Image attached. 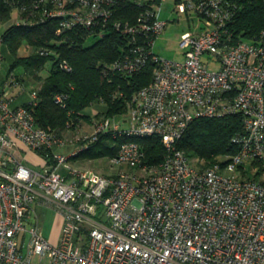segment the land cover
I'll use <instances>...</instances> for the list:
<instances>
[{"label":"built area","instance_id":"obj_1","mask_svg":"<svg viewBox=\"0 0 264 264\" xmlns=\"http://www.w3.org/2000/svg\"><path fill=\"white\" fill-rule=\"evenodd\" d=\"M175 10L192 12L200 24L180 36L181 61L158 57L149 40L110 65L130 74L147 57L153 62L151 81L132 96L125 122L104 116L89 134L70 122L59 133L47 131L32 113L37 87L20 106L0 91V264H264V182L239 176L245 164H264V31L235 42L229 0H187ZM13 11L12 25L58 19L56 35L99 27L101 34L112 24L156 38L167 24L151 7L135 25L112 22L108 0H33ZM3 60L0 36V66ZM58 68L71 71L66 61ZM19 85L12 73L4 81ZM54 103L64 107V97L55 95ZM232 114L242 120L235 154L201 167L176 148L193 120ZM104 134L158 137L165 156L150 166L141 146L128 141L108 158L110 174L70 164ZM19 143L40 157L37 169L25 163ZM37 197L62 216L55 244L38 220L27 226Z\"/></svg>","mask_w":264,"mask_h":264},{"label":"trees","instance_id":"obj_2","mask_svg":"<svg viewBox=\"0 0 264 264\" xmlns=\"http://www.w3.org/2000/svg\"><path fill=\"white\" fill-rule=\"evenodd\" d=\"M108 1L112 11L110 20L122 25H135L140 14L150 8L135 0ZM31 2L33 0H0V22L8 20L15 6H29ZM229 7L232 17L228 27L235 42L251 41L264 31V0H229ZM57 26L58 19L50 18L32 25H10L1 35L3 52L6 46L11 56L8 57L11 59L9 75L13 69L22 67L25 73L40 81V85L36 86L37 104L32 109L37 126L47 131L55 130L56 133L64 131L66 122H70L74 128L88 119L83 112L95 104L103 106L105 117L125 113L132 96L150 83L153 62L147 57L144 64L130 74L113 71L110 65L123 59L135 45H144L146 49L149 40L155 38L150 35L124 34L112 24L101 27V34H98L99 27L97 32L80 29L56 35ZM88 40L92 42L87 44ZM23 42L39 48L43 54L17 57V49ZM60 61H66L71 71L60 70ZM47 62L51 66L41 78L38 74ZM15 77L19 82L20 77ZM55 95L64 97V107L54 103ZM241 121L238 114L195 119L177 141L176 148L190 160L195 158L197 165L210 167L219 158L236 153L237 146L232 143V139L241 133ZM128 141L141 146L145 163L150 166L159 164L165 156V149L158 137L113 138L111 134H104L70 160L113 157L121 144Z\"/></svg>","mask_w":264,"mask_h":264},{"label":"rangeland","instance_id":"obj_3","mask_svg":"<svg viewBox=\"0 0 264 264\" xmlns=\"http://www.w3.org/2000/svg\"><path fill=\"white\" fill-rule=\"evenodd\" d=\"M137 3H143L150 6L155 12L159 20L166 21V27L153 41L152 51L155 55L162 59L169 61H181L182 60V51L178 48V42L180 36L187 31H198L200 28L199 21L192 12L187 13H177L175 7L179 3H183L187 0H135ZM17 13L12 12L10 18L4 22H0V36L4 31L13 23V20L17 18ZM92 40H88L87 44L91 43ZM39 48L32 45H28L26 42H23L20 47L17 49L16 55L19 58H26L31 54H40ZM4 60L0 66V78L7 80L9 76V65L11 56L9 55L8 48L4 47ZM9 57V58H8ZM51 66L50 62H47L44 66V69L38 74L43 78L49 71ZM218 67L216 65H210V70H216ZM13 75H18L20 78V85L17 87L4 86V82H0V91H4L8 94L10 98L15 100V102H21L22 99H29L30 90L27 88V83L29 87H38L40 81L36 79L33 75L25 73L22 67H17L12 71ZM96 114H93V113ZM87 120H84V125H81V132L89 134L92 131V126L94 122L100 121L104 116V109L102 105H93L88 109H85L83 112ZM127 112L123 114H116L115 117L124 116ZM122 121H126L127 116L121 118ZM83 127V128H82ZM52 132H56L52 130ZM80 143H76L75 146H78ZM73 145L68 146L67 148L71 150ZM61 152V150H57ZM82 160V159H81ZM223 160L219 158L218 161ZM193 163H197L195 158H192ZM83 162V161H82ZM203 163V162H201ZM83 167L92 168L103 174H110L112 170L108 167V157H101L93 160L86 159ZM80 165V164H79ZM239 176L250 178L257 181L264 182V164L260 162H253L250 164H245L239 169ZM38 215L40 218V225L43 234L49 238L53 234H56V220L58 213L54 208H41L38 209Z\"/></svg>","mask_w":264,"mask_h":264},{"label":"crops","instance_id":"obj_4","mask_svg":"<svg viewBox=\"0 0 264 264\" xmlns=\"http://www.w3.org/2000/svg\"><path fill=\"white\" fill-rule=\"evenodd\" d=\"M0 82L3 83L4 82V79L3 78L2 79L0 78ZM26 87L29 88V90H31V88H32L31 86L29 87L28 83H27V86ZM27 98L26 99H22L21 102H15V100H13V103L12 104L14 106L23 105V104H25L29 100ZM93 114H96V113L94 112ZM80 124L83 126L84 125V122L81 121ZM18 145L21 148V150L23 151V154H24V157H25V163L28 166H30L31 168L37 169L39 167V165H41V163H42L40 157L38 155H36L35 153H33L31 151H28L21 143H19ZM60 150H61L60 153H63L64 154V153H67L68 148L65 147V148H62ZM85 162H86V160H81V159H71L70 160V164L72 166H74V167L89 168V167H83V164H81V163H85ZM45 207L54 208L57 211V213H58V217H57V220H56V234H53L51 237L47 238L43 234V232H42V235L46 239H48L51 243L55 244V243L58 242V239H59V236H60V230H61V226H62V216H61L60 212L56 209V206H54L53 204H50V203L45 202V200H43L41 197H37L36 200H35V202L32 205V212L29 215L26 223H27V226H30L31 224H33L35 222V220H38L39 223H41L40 222L39 215H38V213H39L38 212V209L45 208ZM33 261H37V259L36 258H33Z\"/></svg>","mask_w":264,"mask_h":264}]
</instances>
